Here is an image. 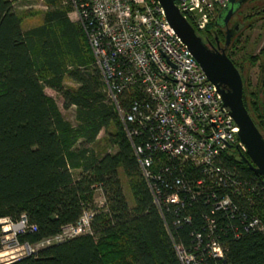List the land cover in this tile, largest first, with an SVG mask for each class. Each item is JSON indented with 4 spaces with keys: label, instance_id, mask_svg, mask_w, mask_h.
<instances>
[{
    "label": "trees",
    "instance_id": "obj_1",
    "mask_svg": "<svg viewBox=\"0 0 264 264\" xmlns=\"http://www.w3.org/2000/svg\"><path fill=\"white\" fill-rule=\"evenodd\" d=\"M44 2L42 23L25 29L12 0H0V237L2 219L18 221L23 215L36 230L20 234L21 245L36 246L57 236L64 227L76 225L86 211L93 214L92 230L7 264H183L175 242L194 247L199 234L207 235L211 218L216 237L226 247V264H264V231H244V222L252 217L264 223V176L238 153H224L223 164L254 187L250 199L233 195L232 209L213 211L224 193L216 190L214 195L183 193V201L159 207L108 97L83 25L70 15L71 1ZM254 10L247 18L260 14ZM214 26L215 19L197 32L204 39L212 36ZM263 51L249 57L262 58V73ZM242 77L245 105L264 134V74L258 89ZM67 81L75 86H67ZM48 89L62 97L64 109L76 107V125L65 118ZM121 98L125 107L136 99L129 93ZM102 131L113 151L100 153L91 147ZM146 139L138 136L136 141L144 145ZM158 157L161 164L169 163L165 154ZM200 176L190 163L181 170L189 186ZM176 180L164 174L156 182L160 194L174 191ZM97 190L104 197L101 205L95 203Z\"/></svg>",
    "mask_w": 264,
    "mask_h": 264
},
{
    "label": "built area",
    "instance_id": "obj_2",
    "mask_svg": "<svg viewBox=\"0 0 264 264\" xmlns=\"http://www.w3.org/2000/svg\"><path fill=\"white\" fill-rule=\"evenodd\" d=\"M70 1L155 203L161 207L163 202L183 201V193L214 195L216 190H222L224 193L215 201L213 211L227 212L234 207L233 195L250 199L248 195L254 187L247 179H237L233 169L222 162L224 153L247 155V147L239 136L240 128L217 85L170 25L161 2ZM175 3L197 30H205L228 0H175ZM124 93L136 97L127 107L121 98ZM138 136L147 137L144 145L136 141ZM159 153L165 154L169 163L161 164ZM188 163L198 168L201 175L191 186L181 178V170ZM164 174L177 176V180L176 189L162 196L156 182L162 181ZM92 220L93 214L86 211L76 225L64 227L62 233L40 245L91 232ZM1 224V244L10 241L21 245L18 236L36 230L26 215L18 221L4 218ZM214 225L215 220L209 219L207 235L199 234V241L192 248L175 242L183 264H203V258L213 259V264H226V247L216 237ZM244 225L245 232L264 231V223L257 216Z\"/></svg>",
    "mask_w": 264,
    "mask_h": 264
},
{
    "label": "water",
    "instance_id": "obj_3",
    "mask_svg": "<svg viewBox=\"0 0 264 264\" xmlns=\"http://www.w3.org/2000/svg\"><path fill=\"white\" fill-rule=\"evenodd\" d=\"M164 7L167 19L176 33L187 44L207 77L217 85L224 104L230 108L231 115L238 124L239 136L247 147L244 161L257 174L264 176V134L255 124L244 102V80L238 67L225 50L215 49L198 34L194 25L183 15L175 0H159ZM237 0H228L221 10L228 20L235 11ZM228 4H230L228 6ZM230 35L227 36V43Z\"/></svg>",
    "mask_w": 264,
    "mask_h": 264
},
{
    "label": "rangeland",
    "instance_id": "obj_4",
    "mask_svg": "<svg viewBox=\"0 0 264 264\" xmlns=\"http://www.w3.org/2000/svg\"><path fill=\"white\" fill-rule=\"evenodd\" d=\"M13 7L16 11L23 15V28H30L37 26L42 23L44 12L47 10V6L44 0H12ZM255 8L260 10V14L254 15L252 19H249L251 15L254 14ZM73 19L75 15L70 14ZM247 16H249L247 18ZM237 18L243 19L246 26L242 33V37L238 42V61L243 65L242 75L249 78V81L254 85V88L258 89L260 78L262 75L261 59L257 61H252L249 57L257 56L264 50V0H250L237 15ZM264 52V51H263ZM67 86H75V83L71 81L66 82ZM47 93L55 97L58 102L65 118L76 125V107H71L70 109H64L62 105V97L48 89ZM113 127H111L112 130ZM106 132L102 131L91 147L96 149L97 152H104L106 150L113 151V148L107 147ZM124 189L127 197L131 200V194L129 191L128 184L126 180L123 183ZM104 201L103 194L100 190L96 191L95 203L101 205ZM4 225V224H3ZM6 238V237H5ZM40 247V246H39ZM38 246H32L36 251L39 249ZM33 253L31 249L25 245H16L14 242H4L1 244L0 249V264H7L14 260H17L27 254Z\"/></svg>",
    "mask_w": 264,
    "mask_h": 264
},
{
    "label": "flooded vegetation",
    "instance_id": "obj_5",
    "mask_svg": "<svg viewBox=\"0 0 264 264\" xmlns=\"http://www.w3.org/2000/svg\"><path fill=\"white\" fill-rule=\"evenodd\" d=\"M249 1L250 0H237L235 4V11L228 20H225L226 13L221 15V11H219L215 18V26L212 31V36L210 35L204 37V40L209 44V46L215 49L225 50L235 65L237 64L239 67H243V65L240 64L237 58V55L239 54L237 46L239 40L242 37L241 35L245 29L246 23L243 21V19L237 18V15L240 14L242 8ZM229 5L230 4H228V6ZM228 35H230L229 43H227ZM263 74L264 73H262V75Z\"/></svg>",
    "mask_w": 264,
    "mask_h": 264
},
{
    "label": "bare ground",
    "instance_id": "obj_6",
    "mask_svg": "<svg viewBox=\"0 0 264 264\" xmlns=\"http://www.w3.org/2000/svg\"><path fill=\"white\" fill-rule=\"evenodd\" d=\"M27 245V244H26ZM31 246V245H30ZM36 246H40V247H42V245H40V243L38 244V245H36ZM32 247V246H31ZM35 250L33 249V250H31V252H34Z\"/></svg>",
    "mask_w": 264,
    "mask_h": 264
}]
</instances>
